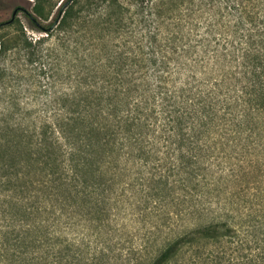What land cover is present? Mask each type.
Instances as JSON below:
<instances>
[{
  "label": "trees",
  "instance_id": "16d2710c",
  "mask_svg": "<svg viewBox=\"0 0 264 264\" xmlns=\"http://www.w3.org/2000/svg\"><path fill=\"white\" fill-rule=\"evenodd\" d=\"M77 1L42 28L98 38L72 89L0 93L1 264H264L259 3Z\"/></svg>",
  "mask_w": 264,
  "mask_h": 264
},
{
  "label": "rangeland",
  "instance_id": "374dc122",
  "mask_svg": "<svg viewBox=\"0 0 264 264\" xmlns=\"http://www.w3.org/2000/svg\"><path fill=\"white\" fill-rule=\"evenodd\" d=\"M41 1L43 15L38 18V24L34 26L27 17V12L32 11L33 0H0V39L5 44V51L0 53V93L2 92L3 96L8 98L10 94L18 92L23 98L22 102L28 101L21 104L28 107L39 106L35 101H30L34 94L41 96L42 101V97L52 92L71 90L69 85L75 82L79 64L89 60L91 52L97 49L98 43V38L92 39L88 32L83 31L82 26L73 27L74 31L69 37L63 32L58 33L57 30L47 36L42 28L55 19L62 0ZM85 1L78 0L74 9H79ZM256 1L261 8L258 7L255 11L264 12V0ZM129 4L133 11L135 3ZM29 41L31 44L28 43ZM117 41L119 43L122 41L119 36L113 37L107 43L112 46L111 43ZM33 52L38 56L35 60H29ZM49 82H54L53 88L46 86ZM3 105V101L0 100V109ZM262 188H264V182ZM256 196L254 204L262 200L264 191L263 194ZM131 202L135 200L132 199ZM154 206V203H147L135 207L145 209L152 216V220L160 222L161 214L158 212L161 207L158 206V210L154 212L152 210ZM129 210L128 207L127 211ZM136 218L130 212H125L118 220L127 225L126 230L130 233L125 236L124 241L130 242L131 246L140 242L139 236L143 231L138 228L140 223H137Z\"/></svg>",
  "mask_w": 264,
  "mask_h": 264
}]
</instances>
